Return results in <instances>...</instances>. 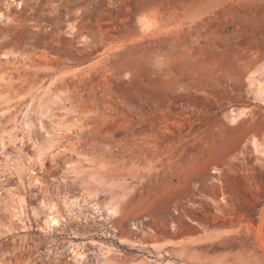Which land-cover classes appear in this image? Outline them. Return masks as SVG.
<instances>
[{
	"label": "rangeland",
	"instance_id": "374dc122",
	"mask_svg": "<svg viewBox=\"0 0 264 264\" xmlns=\"http://www.w3.org/2000/svg\"><path fill=\"white\" fill-rule=\"evenodd\" d=\"M0 264H264V0H0Z\"/></svg>",
	"mask_w": 264,
	"mask_h": 264
},
{
	"label": "bare ground",
	"instance_id": "6f19581e",
	"mask_svg": "<svg viewBox=\"0 0 264 264\" xmlns=\"http://www.w3.org/2000/svg\"><path fill=\"white\" fill-rule=\"evenodd\" d=\"M54 224H56L57 221L53 220Z\"/></svg>",
	"mask_w": 264,
	"mask_h": 264
}]
</instances>
